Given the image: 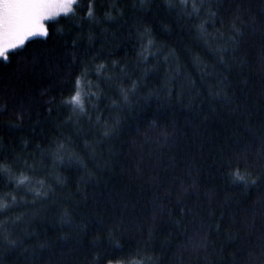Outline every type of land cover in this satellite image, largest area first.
I'll use <instances>...</instances> for the list:
<instances>
[{
	"label": "trees",
	"instance_id": "obj_1",
	"mask_svg": "<svg viewBox=\"0 0 264 264\" xmlns=\"http://www.w3.org/2000/svg\"><path fill=\"white\" fill-rule=\"evenodd\" d=\"M46 25L0 59V264H264V0H76Z\"/></svg>",
	"mask_w": 264,
	"mask_h": 264
},
{
	"label": "snow or ice",
	"instance_id": "obj_2",
	"mask_svg": "<svg viewBox=\"0 0 264 264\" xmlns=\"http://www.w3.org/2000/svg\"><path fill=\"white\" fill-rule=\"evenodd\" d=\"M76 0H0V59L5 62L10 60L13 50L19 49L25 45L26 41L36 36H47L48 27L46 25L47 20L54 19L63 13L64 15L74 14V5ZM88 16L94 15L93 6L90 4L88 7ZM75 45V41H73ZM115 63V62H113ZM104 65L97 67V72ZM87 70L82 72L81 77H77L75 80V94L64 101V103L70 104L73 110L77 109L80 112H84V98L82 93V77L87 76ZM135 87V83L133 84ZM126 98V97H125ZM2 107V106H0ZM107 135V132H105ZM4 167H0V171H6ZM234 183L246 182V176L242 175L237 168L234 172L230 173ZM29 177L21 175L19 179L15 180V183L24 185L29 183ZM40 188L43 187V181H37ZM252 183H256L253 179ZM40 188L30 189L36 196L43 195ZM5 196H9L11 201H16V196L11 193H5ZM8 207V200L0 197V209ZM11 244H16L13 240ZM108 264H114L113 261H109ZM121 264V262H116Z\"/></svg>",
	"mask_w": 264,
	"mask_h": 264
},
{
	"label": "rangeland",
	"instance_id": "obj_3",
	"mask_svg": "<svg viewBox=\"0 0 264 264\" xmlns=\"http://www.w3.org/2000/svg\"><path fill=\"white\" fill-rule=\"evenodd\" d=\"M61 14H63V13H61Z\"/></svg>",
	"mask_w": 264,
	"mask_h": 264
}]
</instances>
